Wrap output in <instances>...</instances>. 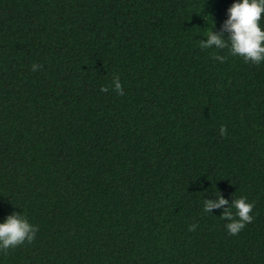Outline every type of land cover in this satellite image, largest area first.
<instances>
[{"label":"trees","instance_id":"1","mask_svg":"<svg viewBox=\"0 0 264 264\" xmlns=\"http://www.w3.org/2000/svg\"><path fill=\"white\" fill-rule=\"evenodd\" d=\"M232 3L0 0V221L38 227L0 264H264V62L199 46Z\"/></svg>","mask_w":264,"mask_h":264},{"label":"clouds","instance_id":"2","mask_svg":"<svg viewBox=\"0 0 264 264\" xmlns=\"http://www.w3.org/2000/svg\"><path fill=\"white\" fill-rule=\"evenodd\" d=\"M264 14V0H233L227 9V19L222 25V31L208 30L207 38L199 42L202 49H225L232 56H239L245 63L260 64L264 62V24L261 23ZM214 59L224 62L225 57L213 54ZM41 66L32 64V70L36 71ZM114 90L119 95H124V89L119 76L113 77ZM100 91L107 92V86H101ZM221 135H226V126L221 125ZM216 199H204L203 212L211 213L212 209L222 208L221 219L229 234L235 235L242 230L247 223L252 222L250 214L254 204L248 202L247 197L234 198L231 202L222 195L215 193ZM197 225L189 226V231L195 230ZM38 227L33 225L21 212H12L0 221V251L6 252L9 248L31 243L36 236Z\"/></svg>","mask_w":264,"mask_h":264}]
</instances>
